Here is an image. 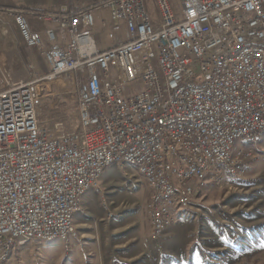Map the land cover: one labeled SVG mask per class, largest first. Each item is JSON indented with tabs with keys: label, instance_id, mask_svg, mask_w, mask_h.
<instances>
[{
	"label": "built area",
	"instance_id": "built-area-1",
	"mask_svg": "<svg viewBox=\"0 0 264 264\" xmlns=\"http://www.w3.org/2000/svg\"><path fill=\"white\" fill-rule=\"evenodd\" d=\"M19 34L17 48L35 47L45 60L40 76L0 89V264L5 251L25 244V232L73 233L70 209L82 187H102L96 172L110 159L136 156L144 183L155 182L156 235L182 197L190 208L207 179L225 182L222 169L244 176L252 150L217 164L236 136L264 127V0H101L41 14L51 26L32 29L25 10L4 7ZM125 24L124 38L102 47L93 35L95 10ZM1 21V19H0ZM68 43L57 42L58 31ZM61 76L77 83L79 127L41 126L39 112ZM140 84L132 95L127 87ZM165 120H179L167 138ZM160 145L152 146V138ZM151 147L137 150L138 141ZM106 202V196H102ZM107 205V203H106ZM109 216L114 211L108 209ZM176 224V222H175Z\"/></svg>",
	"mask_w": 264,
	"mask_h": 264
},
{
	"label": "rangeland",
	"instance_id": "rangeland-1",
	"mask_svg": "<svg viewBox=\"0 0 264 264\" xmlns=\"http://www.w3.org/2000/svg\"><path fill=\"white\" fill-rule=\"evenodd\" d=\"M68 1L71 0H64L57 7H67ZM170 1L176 12H179L180 0ZM102 13V20L106 24L97 21L93 35L99 44L101 42L106 47L110 44L109 33L113 28L109 27L112 21L110 11ZM0 19V35H12L17 43L19 34L13 17L0 8ZM113 31L118 38H124V30ZM5 58L2 56L0 60L6 63ZM12 62L9 60V63ZM27 67L28 71L34 68L33 64L28 63ZM2 68L0 61V89ZM75 81L73 77L61 76L54 83L52 94L45 98L40 108L41 126L52 128L57 123H63V127L69 131L79 127V100ZM140 88V84H135L127 87L125 92L132 95ZM244 148L253 149L256 156L248 162L244 176L202 187L198 195L193 197L190 208L181 211L178 222L158 239L152 237L147 213L150 189L141 180L137 168L127 163H115L107 168L99 182L106 196V202L101 198L104 212L107 213V219H111L114 213L109 216L108 209L113 211L112 206H120V214L112 220L101 221V226L106 222L113 226L136 220L135 226L127 228L125 234L121 235L120 240L126 244L118 252L119 261L115 264H264V135L255 143L237 141L234 152ZM89 190V194H93V188ZM98 212L104 217L100 209L95 210V213ZM61 240L55 239L49 244L58 245L62 243ZM36 241L40 240L32 242ZM38 251L36 248L34 257L42 259L40 263L38 260L35 262L46 264ZM73 256V253L70 254L64 264H71ZM32 257L30 255L27 260Z\"/></svg>",
	"mask_w": 264,
	"mask_h": 264
},
{
	"label": "crops",
	"instance_id": "crops-1",
	"mask_svg": "<svg viewBox=\"0 0 264 264\" xmlns=\"http://www.w3.org/2000/svg\"><path fill=\"white\" fill-rule=\"evenodd\" d=\"M63 1L50 0L42 2L39 0H0V4L4 7H16L25 10L31 28L41 31L44 40L47 41L44 30L51 26V24L42 20L40 16L45 12L59 10L60 8L57 6L63 4ZM98 1L99 0H71L68 1L69 3H67V7H72L77 10L81 7L92 5ZM104 11L109 10L103 8L95 10V25L97 21L104 23V20H102V12ZM111 20L109 27L112 26V31H126L123 22H115L112 16ZM104 24H106V22ZM68 40V33L59 30L57 42L66 45ZM109 42L110 44L114 43L111 40H109ZM100 45L104 47L101 42ZM2 56L6 57V63L0 60L2 67L4 68L1 69V72L12 82H19L28 78L29 71L28 67L26 68L27 63L33 64L34 70L40 76L46 72L45 60L41 51L35 47H24L19 50L17 48L16 38L12 35H0V59ZM9 60L13 62L9 63ZM106 172L107 171H104V173H102L99 182L103 179ZM93 191V194H89L90 192L88 191L84 194L82 197V212H78L74 215V223L77 229L76 237H73L69 242L61 240L62 243L58 245L49 244L52 241H36V243L28 242L25 244H16L8 256L9 258L7 257L8 260L6 264H27V257L30 255H33V257L28 261V264H37L35 262L37 260L40 263L41 257H38L37 259L34 257L36 248L40 250L38 252L41 253L43 259L46 260V264H64L72 253L74 256L71 259L72 261H70L71 264H115L116 261H119L118 252L122 251L126 244L125 241L120 240L121 235L125 234L127 228L135 226L136 220L131 221V223L129 221L123 225L115 224L113 226L107 225L106 222L104 226H101V221L112 220L120 214V206L113 207L110 203L112 210L114 208L113 211L115 215L113 214L111 219H107V213L104 212L105 210L101 196L94 189ZM98 209L102 211L104 217L102 214L100 215L99 212L95 213V210L98 211Z\"/></svg>",
	"mask_w": 264,
	"mask_h": 264
},
{
	"label": "bare ground",
	"instance_id": "bare-ground-1",
	"mask_svg": "<svg viewBox=\"0 0 264 264\" xmlns=\"http://www.w3.org/2000/svg\"><path fill=\"white\" fill-rule=\"evenodd\" d=\"M100 1L101 0H99L98 2ZM177 127H179V120H165L167 138H174V128H177ZM261 135H264V127L262 128L261 131H259L257 134H255L252 137L251 136H236V138L233 139V141H230V143L228 144V155H226V157H217V164L225 165L226 162H233V159H236V157H238L239 155H242V152L244 151L245 148L234 152L235 144L237 141H242L244 143H255ZM159 145H160V137H153L152 146H159ZM149 147H151V140H142V141H138L137 143V150H144ZM255 157L256 156H253L252 159H254ZM115 163H119V160L110 159L109 161H106L105 164H103V166L100 167V171L96 172V180H98V185H100L99 179L102 173H104V171H106L107 168H110V166H112ZM123 163L131 164L137 168L138 172H143V165L141 162H139L136 156H123ZM222 178L227 181L230 179L240 178V176L238 174H234L233 169H222ZM209 183L216 184V179H207L206 181L202 183V187H205V185ZM146 184L150 189V195H157L156 183L147 182ZM91 188H93L99 194L101 193L100 194L101 198L102 196H105V194L102 193V189H101V192H99L97 187H82L79 191L78 202H75V205L71 207L70 209V214L68 217V225H75L74 215L78 212H82V209H83L82 197ZM197 195H198V192H197ZM147 202H148L147 213L149 216L151 234L153 238L157 239L156 228H155V226H157V219L153 217V214H155V204L153 203V199H149ZM104 206L106 207V204H104ZM187 209H188L187 207H183L182 197H175V205L169 206V213L171 214V218H165L164 223L159 225L160 236H162L167 231V229H169L171 226L175 225V222L177 223L179 220V216H178L179 213ZM75 232H77L76 226H75ZM76 236L77 234H73V233H64L63 236L61 233H54L53 235L47 236L43 234H34L32 232H25V239H27L28 242H32L34 240L52 241L55 239H62L65 242H69V240H71L73 237H76ZM12 249L13 247H10L9 251H5L3 258H2V264H4L5 260L9 256Z\"/></svg>",
	"mask_w": 264,
	"mask_h": 264
}]
</instances>
